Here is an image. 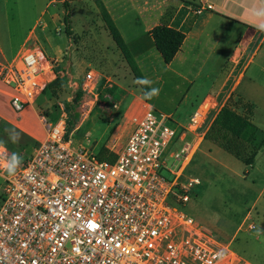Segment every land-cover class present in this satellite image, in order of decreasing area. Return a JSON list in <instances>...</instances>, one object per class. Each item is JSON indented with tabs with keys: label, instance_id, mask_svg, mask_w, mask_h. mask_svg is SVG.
Instances as JSON below:
<instances>
[{
	"label": "built area",
	"instance_id": "obj_1",
	"mask_svg": "<svg viewBox=\"0 0 264 264\" xmlns=\"http://www.w3.org/2000/svg\"><path fill=\"white\" fill-rule=\"evenodd\" d=\"M47 74L52 66L37 52L0 62L14 111L42 95ZM101 81L89 72L82 91L94 94ZM59 111L54 125L38 115L45 136L14 175L5 169L10 155L0 150V264H251L184 211L188 188L167 173L163 159L185 132L169 116L143 101L109 163L74 144L65 110ZM207 111L193 112L189 126L204 125ZM186 151L171 157L180 162Z\"/></svg>",
	"mask_w": 264,
	"mask_h": 264
},
{
	"label": "rangeland",
	"instance_id": "obj_2",
	"mask_svg": "<svg viewBox=\"0 0 264 264\" xmlns=\"http://www.w3.org/2000/svg\"><path fill=\"white\" fill-rule=\"evenodd\" d=\"M69 4L71 36L67 37L63 0H0V62L27 50L37 52L52 66L46 85L56 76L63 81L56 97L44 88L20 112L12 108L11 90L0 82V150L18 153L22 162L28 159L45 136L36 115H48V123L54 125L62 106L75 145L95 153L102 147L119 151L132 130L130 117L146 101L157 113L170 116L179 133L185 132L163 159L167 173H175L177 182L188 188L184 211L251 264H264V146L246 165L233 152L203 141L204 125L196 130L189 126L196 97L223 78L226 68L161 63L159 72L149 77L154 82L151 87L160 89L159 96L147 100L105 30L95 1L70 0ZM89 72L98 73L102 80L94 94L82 91ZM76 92L82 93V100L75 108L79 117L73 119L65 105ZM226 93L217 98L219 104L252 119L264 132V62L247 68L233 96L228 98ZM15 133L19 140L13 143L10 136ZM182 148L187 149L183 166V158L178 162L171 157ZM245 152L248 157L250 148ZM3 187L0 174V201Z\"/></svg>",
	"mask_w": 264,
	"mask_h": 264
},
{
	"label": "crops",
	"instance_id": "obj_3",
	"mask_svg": "<svg viewBox=\"0 0 264 264\" xmlns=\"http://www.w3.org/2000/svg\"><path fill=\"white\" fill-rule=\"evenodd\" d=\"M99 1L145 78L157 74L161 63L164 64L150 36L151 29L157 25L173 28L185 36L171 63L164 64L166 67L178 63L226 68L223 78L196 97L193 106L196 107L193 112L204 107L208 109L207 118L211 119L205 122L201 133L202 140L207 142L203 135L224 105L217 101L219 95L226 90L228 98L233 96L247 68L264 62V32L255 28V21L249 16V9L264 5V0Z\"/></svg>",
	"mask_w": 264,
	"mask_h": 264
},
{
	"label": "trees",
	"instance_id": "obj_4",
	"mask_svg": "<svg viewBox=\"0 0 264 264\" xmlns=\"http://www.w3.org/2000/svg\"><path fill=\"white\" fill-rule=\"evenodd\" d=\"M69 1L70 0H63L64 14L62 22L64 25V33L67 37L71 36ZM95 3L99 10L100 19L105 30L126 63L133 79L135 80L138 77H144L106 9L99 0H95ZM150 36L153 40L155 49L165 65L171 63L185 38L182 32L165 25H157L152 28ZM62 85V79L56 76L54 80L46 85L45 90L50 93L52 97H56L58 90ZM137 86L140 90L142 89V86ZM144 90L146 91L147 88H144ZM141 92L143 94L142 90ZM81 100L82 93L76 92L72 101L65 105L67 113L73 119L79 117L75 108ZM203 139L213 143L220 149L233 152L246 165L253 162L258 151L264 146V132L254 125L247 117L238 114L226 105L219 109L212 123L204 133ZM247 148H250V154L248 157L245 156ZM242 149H244V151H242ZM96 154L99 160L106 159L110 163L114 162L116 159L115 153L105 147L100 148Z\"/></svg>",
	"mask_w": 264,
	"mask_h": 264
},
{
	"label": "clouds",
	"instance_id": "obj_5",
	"mask_svg": "<svg viewBox=\"0 0 264 264\" xmlns=\"http://www.w3.org/2000/svg\"><path fill=\"white\" fill-rule=\"evenodd\" d=\"M249 16L255 21V28L258 31L264 32V5L259 7H253L249 9ZM134 83L142 86L143 97L147 100H151L159 96L160 89L156 87H151L154 83L152 80L145 77H138L134 80ZM144 88H147L145 91ZM13 143L18 142L19 133H15L10 136ZM23 158L18 153H12L7 159L5 164V169L9 175H14L22 163Z\"/></svg>",
	"mask_w": 264,
	"mask_h": 264
}]
</instances>
